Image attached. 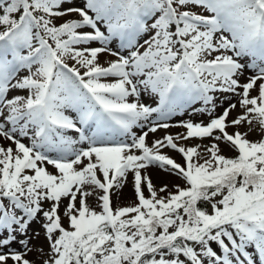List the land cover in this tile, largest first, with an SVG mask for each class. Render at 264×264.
<instances>
[{"label":"snow or ice","instance_id":"1","mask_svg":"<svg viewBox=\"0 0 264 264\" xmlns=\"http://www.w3.org/2000/svg\"><path fill=\"white\" fill-rule=\"evenodd\" d=\"M0 264H264V0H0Z\"/></svg>","mask_w":264,"mask_h":264},{"label":"rangeland","instance_id":"2","mask_svg":"<svg viewBox=\"0 0 264 264\" xmlns=\"http://www.w3.org/2000/svg\"><path fill=\"white\" fill-rule=\"evenodd\" d=\"M103 59L104 58L102 57V62H103ZM13 94L14 93H9V95H13ZM196 106L199 107V105H196ZM226 106H227V104H225V107ZM222 110H223L222 108H218L217 109V114H219L220 112H222ZM235 115H236V113L233 112L232 113V116H235ZM181 119H191L194 122H199L200 120H204V122L206 123L207 120H208V117H206V116H200V115L189 116L188 114H185L184 116L174 117L173 120H172V123L175 124L177 121H179ZM230 119H231V117H230ZM228 130L230 132L231 131H234V129H231V128L228 129ZM167 131L170 134H176V133H182L185 130L183 128L173 127V128H170ZM241 131H244V129L242 128ZM163 135H165V132L163 130L158 131L155 134L150 133L149 134V137H148V143L151 144V142L154 139L160 138ZM249 139L256 140V139H259V137L254 132V133H252V135L249 136ZM210 142L211 141L208 140V139H205V140L190 139L188 141H183V140L178 141L179 144H182L184 146H195V145H198V144L199 145H208V144H210ZM3 143H5V145H7V142L6 141H4ZM164 151H165L166 154H168L169 156H171L172 158H174L178 163H183L182 157H181V155L179 153H177L175 151H171L169 149H164ZM201 151H203V148H201ZM224 154L227 155V156H230V157L235 155L234 152L228 151L227 149H225ZM149 174L152 177L153 183L156 184L157 186H159L162 182L169 183L170 188H171V185L172 184L180 183L182 185V182L181 181H178V180H176L175 178H172V177H167V178H164L162 180L163 174L160 173L159 170L156 169V168L150 169L149 170ZM129 180H131V177H129ZM145 195L148 196V193H147L146 189H145ZM89 202L92 204L93 207H96L95 200L90 199ZM135 202H136V197L134 195V192H133L131 183L127 184L122 189V191H120L119 198H117V195H113L112 196V204H113V207H116V206H127V205H130V204H134ZM65 203H66V201H65ZM97 210H99V209H97ZM33 229H39V225L38 224H33L31 226V228H30V235H31ZM37 245H43L45 251H47V243H46V241L43 240V232L42 231H41V234H40V237L39 238H34L31 241V246L34 248V251H33V253L29 254V257H28L29 259H33V260L36 259L35 247Z\"/></svg>","mask_w":264,"mask_h":264}]
</instances>
